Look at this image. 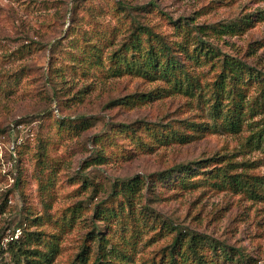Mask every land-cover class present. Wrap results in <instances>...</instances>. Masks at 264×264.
Returning <instances> with one entry per match:
<instances>
[{
	"label": "rangeland",
	"instance_id": "1",
	"mask_svg": "<svg viewBox=\"0 0 264 264\" xmlns=\"http://www.w3.org/2000/svg\"><path fill=\"white\" fill-rule=\"evenodd\" d=\"M139 28L217 57L187 92L114 73ZM177 232L264 264V0H0V264L33 233L45 264H160Z\"/></svg>",
	"mask_w": 264,
	"mask_h": 264
},
{
	"label": "trees",
	"instance_id": "2",
	"mask_svg": "<svg viewBox=\"0 0 264 264\" xmlns=\"http://www.w3.org/2000/svg\"><path fill=\"white\" fill-rule=\"evenodd\" d=\"M139 34L133 35L132 40L123 45L122 50L118 53H114L110 57L111 64H113V72L117 74H123V72L134 73L139 76L148 77L151 76L152 80H160L170 85L169 91L174 92H187L191 88L190 83V73L188 71V66L191 63H195L202 58L203 61H208L214 57H217L215 53L211 50L209 45L204 43H198L196 47L193 48L192 52L189 53L185 46L182 44L174 47L168 44L162 37L151 32L147 29L139 28ZM144 34L147 36L148 44L144 47L141 46V35ZM221 67L225 74H229V79L232 81H241L242 80V71L246 70L247 74L252 76V73H249V69H246L238 61L233 59L222 58ZM256 77V75H254ZM226 77H221V84L224 83ZM188 94V93H186ZM218 94V93H217ZM153 93L147 96L148 99H152ZM146 101V99H144ZM218 103V102H217ZM213 109H216V105L213 106ZM236 114L237 111L234 110ZM230 126H234V123H230ZM176 132L171 133L174 136ZM175 137V136H174ZM185 137L183 138V141ZM208 160L207 162L211 161ZM203 162L195 163L199 166ZM179 171V178L183 179L185 176L190 175L194 170L193 167L186 166L182 167ZM165 178V177H163ZM125 185V184H124ZM124 185H120L121 191L124 192ZM129 188L126 190L127 193L137 194L139 191L140 183L136 179L130 181L128 184ZM131 185V186H130ZM258 188L252 190L253 195H258ZM250 193V194H252ZM130 194H127L126 197H129ZM101 216L106 218V213H103ZM96 233L94 237H90L92 241H100V237ZM39 240L35 237L34 233L25 237V241L22 242L16 241L14 246L18 258H23L25 264H45L52 258L53 249L50 248V257L42 258L37 256V259L30 258L28 251V244H33ZM24 246H27L24 248ZM205 246H209L213 250L214 258L216 261L209 259L204 255L202 251ZM186 253L187 257L183 261H188V264H245V260L241 257L239 253L229 252L228 249L224 246L217 245L214 243H209L205 237L201 236H186L182 233L177 232L170 250L167 254L161 259L160 264H179L177 257H183V254ZM90 254L89 248H84L81 250V253L77 255L76 261L74 264H86L88 256ZM41 259V260H40ZM18 264V262H16Z\"/></svg>",
	"mask_w": 264,
	"mask_h": 264
}]
</instances>
